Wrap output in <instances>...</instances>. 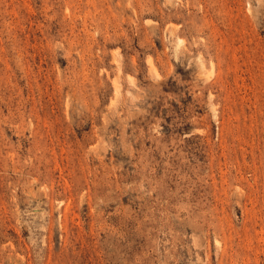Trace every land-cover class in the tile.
Segmentation results:
<instances>
[{
	"label": "rangeland",
	"instance_id": "obj_1",
	"mask_svg": "<svg viewBox=\"0 0 264 264\" xmlns=\"http://www.w3.org/2000/svg\"><path fill=\"white\" fill-rule=\"evenodd\" d=\"M0 264H264V0H0Z\"/></svg>",
	"mask_w": 264,
	"mask_h": 264
}]
</instances>
